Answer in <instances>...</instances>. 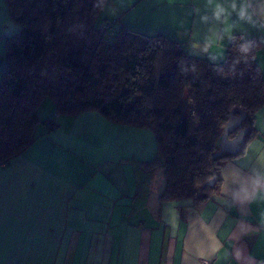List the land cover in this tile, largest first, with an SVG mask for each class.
Segmentation results:
<instances>
[{
  "label": "crops",
  "instance_id": "1",
  "mask_svg": "<svg viewBox=\"0 0 264 264\" xmlns=\"http://www.w3.org/2000/svg\"><path fill=\"white\" fill-rule=\"evenodd\" d=\"M218 2L228 9L220 21L207 0H106L101 13L221 62L233 35L264 39V0ZM244 4L250 19L239 17ZM16 31L0 0V80ZM255 60L264 76V48ZM53 117L54 129L39 124L34 142L0 167V264H264V106L243 151L222 163L219 192L199 203L159 199L151 130L96 111Z\"/></svg>",
  "mask_w": 264,
  "mask_h": 264
},
{
  "label": "trees",
  "instance_id": "2",
  "mask_svg": "<svg viewBox=\"0 0 264 264\" xmlns=\"http://www.w3.org/2000/svg\"><path fill=\"white\" fill-rule=\"evenodd\" d=\"M106 0H5L17 31L5 39L0 80V162L10 161L47 131L40 121L45 99L57 114L96 111L111 122L149 129L163 168L161 201L217 194L224 161L239 155L264 106V76L255 60L264 39L232 36L223 61L187 52L161 33L122 26L102 17ZM102 18L101 27L96 26ZM249 45L241 53V45ZM244 113L247 130L236 154L218 153L230 118Z\"/></svg>",
  "mask_w": 264,
  "mask_h": 264
},
{
  "label": "water",
  "instance_id": "3",
  "mask_svg": "<svg viewBox=\"0 0 264 264\" xmlns=\"http://www.w3.org/2000/svg\"><path fill=\"white\" fill-rule=\"evenodd\" d=\"M244 119V113L241 114L239 117H232L230 120L226 123L223 129V133L220 136V138L217 141L218 145V153H226V154H236L239 149L242 147V144L244 142L247 130L244 128H241L238 130L237 134L233 137V139H229V134L239 128L241 126V123ZM226 140V141H224Z\"/></svg>",
  "mask_w": 264,
  "mask_h": 264
},
{
  "label": "clouds",
  "instance_id": "4",
  "mask_svg": "<svg viewBox=\"0 0 264 264\" xmlns=\"http://www.w3.org/2000/svg\"><path fill=\"white\" fill-rule=\"evenodd\" d=\"M209 5L213 6V16L217 21H220L222 17L225 19L227 18L228 15V9H226L223 4L219 3L218 0H207ZM248 7L249 5L244 4L241 9L239 10V17L240 19H250L248 15ZM231 8L233 10H236V4L233 3L231 5ZM261 13L264 14V5L261 6ZM204 19H207V17H204ZM249 51V45H241L240 47V52L241 53H247Z\"/></svg>",
  "mask_w": 264,
  "mask_h": 264
},
{
  "label": "rangeland",
  "instance_id": "5",
  "mask_svg": "<svg viewBox=\"0 0 264 264\" xmlns=\"http://www.w3.org/2000/svg\"><path fill=\"white\" fill-rule=\"evenodd\" d=\"M103 22H102V18L100 17L99 19H98V21H97V24H96V26L98 27V28H100L101 27V24H102ZM48 104V107H46V105ZM42 105V106H41ZM51 105V106H50ZM44 107L43 108V110H40L39 109V107ZM55 105H54V103H53V101L51 100V99H46L42 104H40L39 105V107H38V109L40 110V115H39V119H40V121H46V120H48L53 114H54V111H55V107H54ZM37 109V110H38ZM45 109H47L48 110V113H50V114H52L51 116H49V117H47V118H45V117H42V116H45V113H46V111H45ZM41 111H42V113H41ZM38 113V112H37ZM40 125H43L42 123H40Z\"/></svg>",
  "mask_w": 264,
  "mask_h": 264
},
{
  "label": "built area",
  "instance_id": "6",
  "mask_svg": "<svg viewBox=\"0 0 264 264\" xmlns=\"http://www.w3.org/2000/svg\"><path fill=\"white\" fill-rule=\"evenodd\" d=\"M8 161H2L0 162V167L4 166L5 164H7ZM200 264H211V262L209 260H202Z\"/></svg>",
  "mask_w": 264,
  "mask_h": 264
}]
</instances>
